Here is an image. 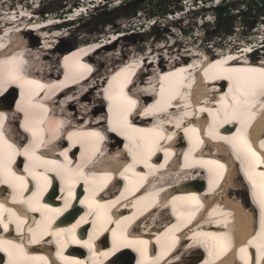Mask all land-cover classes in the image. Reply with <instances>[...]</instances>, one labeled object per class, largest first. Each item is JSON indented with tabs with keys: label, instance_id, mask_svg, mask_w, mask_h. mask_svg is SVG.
<instances>
[{
	"label": "bare ground",
	"instance_id": "6f19581e",
	"mask_svg": "<svg viewBox=\"0 0 264 264\" xmlns=\"http://www.w3.org/2000/svg\"><path fill=\"white\" fill-rule=\"evenodd\" d=\"M25 1L0 0V132L7 142L2 147L6 158L11 154V163L16 158L22 163V168L16 165L10 174L0 177L6 181L0 182V240L23 249L0 245V264H9L17 255L20 264H57L49 260L54 253L60 264H69L70 258L75 259L73 264H113L112 257L116 264H124L129 255L136 258L134 264H264L263 257L257 258L264 253V176L260 175L264 173V91L243 88L245 81L258 78V73L235 71L264 69V17H259L263 30L254 37V44L240 42L236 47L213 51V56L206 49L193 48L175 65H171L173 55L172 60L163 58L162 69L148 72L141 83L138 78L145 68L153 62L158 64L153 54L159 48L148 47L143 60L127 58L117 70L104 74H98V63L107 55L86 54L84 47L77 45H64L71 49L57 54L52 63L42 65L39 59L33 64L41 54L39 50L52 49L47 44L56 37L57 47L65 41L61 30L56 31L61 17L41 18L42 0ZM91 7L84 4L67 13L82 11L74 15L78 21ZM126 34L119 33L104 45L92 41L93 51L110 48ZM233 37L239 39L237 34ZM121 49L108 51L113 56ZM96 76H104V85L92 83L83 95L97 86L103 91L94 102H103V107L95 110L104 111L106 119L87 122L93 113L85 111V123L71 125L65 120L71 111L57 114L58 98L63 99L75 86ZM238 84L241 91H237ZM17 93L20 103L13 109L10 105L14 104L5 98L15 95L16 99ZM80 100L68 101L65 106L86 102L82 96ZM17 112L22 116L14 127L11 124ZM249 117L254 122L246 130L251 124ZM103 123L109 136L103 132ZM242 137H247L255 157L243 152L238 155L232 141L240 142ZM112 150L120 154L116 156ZM114 167L118 169L114 171ZM17 176L24 178L27 190L17 191L9 200L8 185L21 189ZM29 179H40L36 191ZM53 180L60 188L50 186ZM109 182L111 189H119L122 183L121 191L110 190L106 186ZM239 184L249 193L247 204L230 194ZM76 187L79 195L73 201ZM49 188L47 196L54 195V200L42 201ZM146 200L148 204H144ZM81 206L84 212L68 223L69 215L74 217ZM254 206L259 213L251 210ZM87 229V238L77 237L78 230ZM157 245L162 251L155 256ZM255 249L261 250L258 255ZM76 250L87 254L73 253ZM248 252L249 257L244 255Z\"/></svg>",
	"mask_w": 264,
	"mask_h": 264
},
{
	"label": "rangeland",
	"instance_id": "374dc122",
	"mask_svg": "<svg viewBox=\"0 0 264 264\" xmlns=\"http://www.w3.org/2000/svg\"><path fill=\"white\" fill-rule=\"evenodd\" d=\"M11 2L15 3L16 0H11ZM25 2L27 3L28 0ZM78 2L79 0H42V9L40 12L44 18L47 16L62 18L60 15L67 13L68 9ZM93 2L94 1H91V3ZM98 2L96 1V3H94V7L98 5ZM115 2H117V0H115ZM103 3L106 4L105 2ZM180 4L182 3L178 0H123L121 5L114 3L109 6L102 5L101 3L102 6L94 10H90L88 12L83 11L84 13L82 18L70 25L68 29L57 28L58 30L56 31L60 32L61 30L62 32L60 36L64 37L65 44H60L59 47H57L56 44L58 43L59 38L56 37L55 41L52 40L47 44L52 49L49 52L39 50V53L41 54H39L37 60L33 59V64L38 63L39 59L42 60V65L52 63V61L56 59L57 54L61 55L65 50H67V46L77 45L79 49L84 47L83 51H85L84 53L86 54H94L97 52V54H101L103 56L107 55L106 57L102 56V62L98 63L101 67L98 74L102 72L104 74L109 70H117L118 65L123 64L127 58L130 60H143L144 53L147 51L148 47L154 48L155 51L159 48V50L153 54V56H156L154 61H159V65L154 62L151 66L148 65L141 74L147 76L146 74L148 72L152 74L158 73V71L162 69V65H165V62L160 61H162L163 58H166L167 60L168 58H171L172 60L173 55L175 59L172 60L173 63H171V65H175L177 61L180 62V60H183L182 56L189 53L188 51L193 48L196 50L206 49L207 52L213 56V51L218 52V50H224L227 46L236 47L237 44H241L240 42H244V40L248 41V43L254 44V41L256 40L254 37L259 35L263 30L262 27L258 25L261 21V18H259L260 10L256 11L255 15H253V11H251L249 15L244 16L243 14L237 13L240 9L238 2H231L227 4L224 2L223 5L220 6L219 10L213 7H202V9H199V7L196 6L195 8H192L194 7V4L193 2H190L184 11L175 13V11H178L180 7H182ZM116 5H118V7H115ZM205 5H210V3H206ZM241 6L242 8L244 7L243 4H241ZM246 8L247 6L244 7V9ZM224 10H226L224 16L215 20V18H217V12ZM170 11L174 12L175 15L172 16V18L179 17L181 20H177L175 23L172 22L169 17H167ZM262 11H264V6ZM158 17H160V19ZM257 17L259 19L258 21H256ZM148 18L150 19L149 22L144 21V19L148 20ZM155 20L159 22L153 26L152 22H155ZM208 20H214V22H206ZM176 27H179L182 33L185 34L184 37L182 36L183 34L181 31H178ZM47 29L49 30V28ZM122 32L127 34L120 38L115 45L113 43V45L108 48L112 50L114 47L118 48L120 46L122 48V52L118 50L117 53L112 56L109 54L110 51H108L107 48H100L93 51L95 45L92 44V41L98 42L102 45L108 44L117 38V35ZM236 34L239 37L237 40L233 37ZM38 36L40 37L39 34H36V37ZM177 36H180V38ZM64 45L67 46L64 47ZM164 46L167 48H164ZM159 57L162 59L159 60ZM103 78L104 76H96L95 79L92 78V80L84 85L75 86L65 94L63 99V96L60 99L58 98L57 114L60 116L63 114L64 110L71 111L68 118L62 117L65 118L68 123L71 125L74 124L75 126L85 123V119L87 118V116H85V111H91V113H93V115H88L89 122L98 121L99 119L105 120L107 117L106 113L104 111L97 112L95 110L98 106L103 107V102H94L95 98L103 96V91L100 92V88L97 86V90H88V92L83 95L92 83H98L99 86L104 85ZM138 81L144 83L143 80ZM14 96L15 95L5 98V102L12 100ZM81 96L82 101L86 100V102H76L69 107L65 106V103L68 101H81ZM21 116L22 115L20 114L19 116L17 112L13 116L14 123L12 122V124H10L15 127L17 120L21 119ZM21 123L19 126H21ZM58 126L62 127L61 124ZM111 152L116 154V156L120 154L117 153V150H112ZM241 185L242 184H239V187L230 192V194L232 195L233 193L234 196H237L240 200L247 204L245 200L247 192L244 186Z\"/></svg>",
	"mask_w": 264,
	"mask_h": 264
},
{
	"label": "snow or ice",
	"instance_id": "6c2138e0",
	"mask_svg": "<svg viewBox=\"0 0 264 264\" xmlns=\"http://www.w3.org/2000/svg\"><path fill=\"white\" fill-rule=\"evenodd\" d=\"M16 71H19V66L17 65L16 66ZM235 71H240V72H252V73H258L259 74V77L258 78H248L244 85H243V88L249 90V91H253L255 88L259 87L262 91H264V69H240V70H235ZM31 83V82H29ZM237 91H241V86L238 84V87H237ZM111 98V97H110ZM233 102L237 105L240 104V101L239 99L236 97V96H233ZM127 103L131 104V105H134V101H130L128 100ZM236 116L234 115L233 116V119H235ZM123 126V125H122ZM31 131V129H29ZM134 131H139V130H134ZM193 131H196L195 129H193ZM33 135L35 136L36 135V132L33 131ZM91 135L93 136H98L99 134L98 133H91ZM221 139H225L224 137H221ZM4 143H7L6 141H4L3 139V133L0 132V177L2 176H6L8 174H10L11 172V169H10V163H11V154H9L8 158L5 157L4 155V151H3V147L2 145ZM233 143V147L237 149V152L238 153H241L243 152L244 154H247V153H251L252 156H255L256 153L254 151H252L251 149V146L249 145H246V142H243L242 140L240 142H236V141H232ZM139 146V145H137ZM9 148H12L13 146L12 145H8ZM28 154V150L26 149L25 150V155ZM239 158V157H238ZM50 163H54V162H50ZM215 163V162H213ZM60 167H63V166H60ZM220 168H223V165H219ZM55 170V169H53ZM30 175H33L32 173H29ZM76 175H79L80 173L77 172L75 173ZM261 176H264V173H260ZM34 178L35 175H34ZM45 181L48 180V178L46 176L42 177ZM15 179L20 182V185H21V192L27 190L24 185L26 184V181H24V178L23 177H15ZM249 179L250 180H253V177L251 174H249ZM0 182H6V181H0ZM253 183L255 184V181L253 180ZM36 194L33 193V196H35ZM29 202H31V198H29ZM66 204H67V201H66ZM3 206L0 205V208H2ZM261 207L264 208V197L261 198ZM0 221H2V217H0ZM20 223H23V221H20ZM19 227V225H18ZM4 229L7 230L8 229V225L7 224H4ZM59 235V234H57ZM140 243H144L143 241H141ZM8 245L9 248L11 249H20V251L22 252L23 249L21 248L20 245H16V244H13L11 241H2L0 240V245ZM88 247H91V245H87ZM5 250L7 251L8 248H5ZM241 251H243V249H241ZM10 257L12 256V252L9 253ZM26 255V253H25ZM59 255V253H58ZM43 259V258H42ZM9 264H20V257L19 255H17L16 259L13 260V259H10L9 261Z\"/></svg>",
	"mask_w": 264,
	"mask_h": 264
},
{
	"label": "built area",
	"instance_id": "2783aa9c",
	"mask_svg": "<svg viewBox=\"0 0 264 264\" xmlns=\"http://www.w3.org/2000/svg\"><path fill=\"white\" fill-rule=\"evenodd\" d=\"M118 1V0H117ZM120 2H118V5L119 4H122V2H123V0H119ZM178 1H180L183 5H188V4H190V2H193V6L194 7H192V8H195L196 6L197 7H199V9H202V7H204V8H211V7H213V8H218L219 6H221V5H223V3L224 2H226V4L227 3H231V2H238V4H243L244 6H248V4H250V3H253V4H256V9H254V10H252L253 11V15H255V12L256 11H258V10H260V15H259V17H264V11H262V9H263V6H264V0H178ZM108 3H110V4H113V3H115V0H109V2ZM209 4L210 3V5H205V4ZM84 4H87L86 2H85V0H80V3H79V6H78V9L80 8H82L83 6H84ZM117 4V3H116ZM87 5H90V6H92L93 4H87ZM189 7H191V6H189ZM91 8H93V7H91ZM187 8V7H186ZM195 10V9H194ZM82 11H80L79 13H81ZM179 11H175V13H178ZM180 12H182V10L180 11ZM76 13V12H75ZM237 13H239L240 14V10H238V12ZM251 13V12H250ZM171 16V15H170ZM257 21L259 20L258 19V17H257V19H256ZM257 23V22H256ZM259 25V24H258Z\"/></svg>",
	"mask_w": 264,
	"mask_h": 264
},
{
	"label": "clouds",
	"instance_id": "9594fccd",
	"mask_svg": "<svg viewBox=\"0 0 264 264\" xmlns=\"http://www.w3.org/2000/svg\"><path fill=\"white\" fill-rule=\"evenodd\" d=\"M85 2H86L87 4H90V3H89V0H85ZM79 3H80V0H79V2H78L77 4L72 5L70 8H74L75 6H79ZM94 3H96V2H93V3H91V4L94 5ZM101 3H102V5H108V6L110 5V3H106V4H104L103 2H101ZM101 3L98 2V5H97L96 7H93V8H91V9H89V11H90V10H94V9H96V8H98V7H100V6H102ZM120 5H121V4H120ZM180 5H181L182 7H180V9H179L178 11H181V10L184 11L185 8L187 7L186 5H183V4H180ZM248 5H249V4H248ZM239 6H240V9H239V10L241 11L240 14H242L244 11H247V10H248V6H247V5H246V6H247L246 9H244V7H246V6H244V7L242 8L241 3L239 4ZM115 7H118V5H116ZM181 8H182V9H181ZM216 9H217V8H216ZM192 10H194V9H192ZM190 11H191V10H190ZM190 11H189V12H190ZM176 12H177V11H176ZM189 12H188V13H189ZM76 13H77V12H76ZM188 13H187V14H188ZM63 14H64V13H63ZM168 14H169V15H167V17H169V19H170L172 22H174V23H175L177 20H181V18H179V17L172 18V16H175V15H174V12H172V11H170ZM249 14H250V13H249ZM170 15H171V16H170ZM185 15H186V14H185ZM60 16H63V15H60ZM158 18L160 19V17H158ZM182 18H183V17H182ZM215 20H217V19L215 18ZM144 21H148V22H149L150 19H149V18H148V20L144 19ZM256 21H257V20H256ZM75 22H77V21H75ZM75 22L65 23L64 26H68V27H70V25H72V24L75 23ZM158 22H159V21H156V20H155V22H152V23H153V26L156 25ZM206 22H214V20H211V21L208 20V21H206ZM152 23H151V24H152ZM140 26H141V25H140ZM57 28H59V27H57ZM176 28L178 29V31H181L179 27H176ZM65 29H66V28H65ZM67 29H68V28H67ZM181 33H182V31H181ZM182 34H183L182 36L184 37L185 34H184V33H182ZM180 35H181V34H180ZM177 37L180 38V36H177ZM244 41H245V40H244ZM247 42H248V41H247ZM249 42H251V41H249ZM233 43H234V42H233Z\"/></svg>",
	"mask_w": 264,
	"mask_h": 264
},
{
	"label": "trees",
	"instance_id": "16d2710c",
	"mask_svg": "<svg viewBox=\"0 0 264 264\" xmlns=\"http://www.w3.org/2000/svg\"><path fill=\"white\" fill-rule=\"evenodd\" d=\"M219 8H220V6L217 8V10H219ZM254 9H256V4L250 3L248 5V10L244 11L242 14L244 16H247ZM225 13H226V10L217 12V15H216L217 18L216 19L218 20L220 17L224 16ZM243 19L246 20L245 18H243ZM244 22H248V21H244Z\"/></svg>",
	"mask_w": 264,
	"mask_h": 264
},
{
	"label": "water",
	"instance_id": "95a60500",
	"mask_svg": "<svg viewBox=\"0 0 264 264\" xmlns=\"http://www.w3.org/2000/svg\"><path fill=\"white\" fill-rule=\"evenodd\" d=\"M129 258L132 259V255H129Z\"/></svg>",
	"mask_w": 264,
	"mask_h": 264
}]
</instances>
